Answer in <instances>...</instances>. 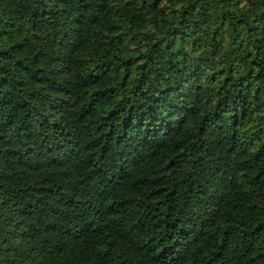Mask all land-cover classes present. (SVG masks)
<instances>
[{
	"label": "trees",
	"instance_id": "trees-1",
	"mask_svg": "<svg viewBox=\"0 0 264 264\" xmlns=\"http://www.w3.org/2000/svg\"><path fill=\"white\" fill-rule=\"evenodd\" d=\"M0 264H264V0H0Z\"/></svg>",
	"mask_w": 264,
	"mask_h": 264
}]
</instances>
